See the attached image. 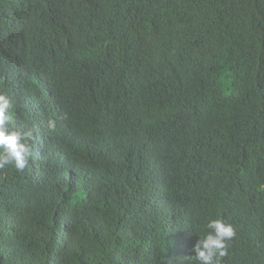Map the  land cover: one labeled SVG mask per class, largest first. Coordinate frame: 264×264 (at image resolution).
I'll return each instance as SVG.
<instances>
[{"label":"trees","instance_id":"16d2710c","mask_svg":"<svg viewBox=\"0 0 264 264\" xmlns=\"http://www.w3.org/2000/svg\"><path fill=\"white\" fill-rule=\"evenodd\" d=\"M0 94V264H264V0H0Z\"/></svg>","mask_w":264,"mask_h":264},{"label":"clouds","instance_id":"9594fccd","mask_svg":"<svg viewBox=\"0 0 264 264\" xmlns=\"http://www.w3.org/2000/svg\"><path fill=\"white\" fill-rule=\"evenodd\" d=\"M11 101L5 94H0V169L11 166L17 171H23L29 166L32 155L29 140L34 139L32 131H18L9 127L11 116ZM49 130L56 127L55 120L47 122ZM207 233L199 238L191 251L194 253L188 259L194 264H223V258L228 255V242L235 237V230L223 219L209 220Z\"/></svg>","mask_w":264,"mask_h":264}]
</instances>
